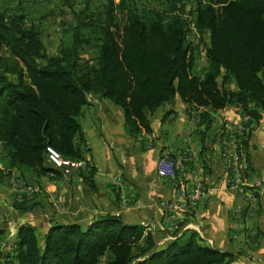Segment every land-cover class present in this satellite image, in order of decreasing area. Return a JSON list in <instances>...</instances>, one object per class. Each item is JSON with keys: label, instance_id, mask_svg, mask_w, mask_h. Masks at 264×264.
I'll list each match as a JSON object with an SVG mask.
<instances>
[{"label": "trees", "instance_id": "16d2710c", "mask_svg": "<svg viewBox=\"0 0 264 264\" xmlns=\"http://www.w3.org/2000/svg\"><path fill=\"white\" fill-rule=\"evenodd\" d=\"M175 9L139 8L128 0H107L101 10L86 5L74 11L73 26L61 32L51 56L24 13L0 10V49L8 53L0 56V146L8 175L63 176L47 162L52 150L85 162L77 174L94 190L95 170L86 162L80 124L92 96L121 109L130 135L149 133L147 114L176 98L201 109L202 136L212 127L213 114L238 106L247 118L239 124L243 132L236 149L242 160L264 114V0H196L191 20ZM190 29L206 59L199 73L187 40ZM86 52L92 58L84 59ZM35 195L13 206L28 212ZM179 228L159 244L146 227L109 214L86 226L51 220L40 230L24 223L13 244L0 249V264H99L105 256L106 264H234L235 254L202 246L196 231Z\"/></svg>", "mask_w": 264, "mask_h": 264}, {"label": "crops", "instance_id": "0c3cea01", "mask_svg": "<svg viewBox=\"0 0 264 264\" xmlns=\"http://www.w3.org/2000/svg\"><path fill=\"white\" fill-rule=\"evenodd\" d=\"M200 111L176 98L147 114L149 133L130 135L119 107L89 97L80 124L86 162L95 170L94 190L77 171L67 177L64 172L39 178L18 171L8 175L0 146V249L13 244L18 225L24 223L40 230L51 220L86 226L109 214L127 225L146 227L159 244L180 226L179 232L196 231L210 247L235 254L234 264H264V114L248 154L233 167L225 141L236 137L238 125L247 118L238 106L226 107L213 114L212 127L202 136ZM166 152L173 155L176 170L173 177L160 178L156 165ZM47 158L75 163L52 150ZM22 178L36 191L28 212L13 206V187Z\"/></svg>", "mask_w": 264, "mask_h": 264}, {"label": "rangeland", "instance_id": "374dc122", "mask_svg": "<svg viewBox=\"0 0 264 264\" xmlns=\"http://www.w3.org/2000/svg\"><path fill=\"white\" fill-rule=\"evenodd\" d=\"M0 0V10H6L8 14L22 12L26 15V23L28 26H37L41 31L42 42L44 45L45 54L48 56L55 55L58 51L61 32L64 29L73 26L74 11L79 12L84 10L86 5H89L90 10H101L103 4L107 0ZM136 4L139 8H148L155 10H172L174 7L176 11H183L182 17L191 20L196 0H128ZM118 3L119 0H114ZM96 20L97 16L95 17ZM64 32V31H63ZM188 42L191 44L192 50L195 52V71L201 72V68L205 67L206 59L203 50L200 46L198 48V35L194 30H189L187 36ZM207 40V36H206ZM84 59L92 58V52H86ZM0 56H8V53L0 49ZM49 158H47L48 162ZM64 172V171H59ZM13 227V225H12ZM14 235V227H13ZM12 235V236H13ZM8 236V238H10ZM2 241H0V246ZM202 246H209L204 241L201 242ZM7 246V244L5 245ZM2 247V249L5 248ZM1 248V247H0ZM108 257L101 258L99 264H106Z\"/></svg>", "mask_w": 264, "mask_h": 264}, {"label": "built area", "instance_id": "2783aa9c", "mask_svg": "<svg viewBox=\"0 0 264 264\" xmlns=\"http://www.w3.org/2000/svg\"><path fill=\"white\" fill-rule=\"evenodd\" d=\"M242 132H243V127L239 125L238 132L236 133V137L235 138L227 137V140L225 141L226 147L232 150L230 152L232 153V158H234L232 160L233 167L237 166L238 157L236 156V149L238 148ZM49 164L54 170L64 171L65 177L69 176L73 171H77L85 166V162L83 161H76L74 164H64V163L56 162L55 158H49ZM175 170H176V163L172 158L171 153L169 152L163 153L157 161V165H156L157 176L160 178L173 177L175 174ZM13 190L16 195V201L18 202V204H26L27 202H29V200L33 198L34 194L36 193L33 187L29 185H25V183L21 180L15 183ZM197 193L199 192L197 191Z\"/></svg>", "mask_w": 264, "mask_h": 264}]
</instances>
